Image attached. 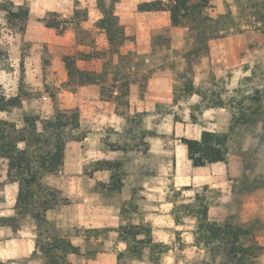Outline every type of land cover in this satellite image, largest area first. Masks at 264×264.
<instances>
[{"label": "rangeland", "instance_id": "obj_1", "mask_svg": "<svg viewBox=\"0 0 264 264\" xmlns=\"http://www.w3.org/2000/svg\"><path fill=\"white\" fill-rule=\"evenodd\" d=\"M149 1L155 0L115 3L124 40L114 46L97 26L101 15L95 0H25L29 16L23 32L9 30L0 11V96L20 100L19 107L0 112V119L21 128L25 116L46 118L54 111L77 109L75 135L95 136L92 150L83 146L80 154L72 147L79 141H69L58 173L45 177L57 203L46 220L50 226L40 231L81 244L82 258L67 255L66 264H150L146 253L139 260L119 255L125 247L115 230L141 221L152 227L154 241L167 246L160 264H222L212 261L208 248L195 239V220L185 206L202 202L211 221L250 227L260 246L259 261L263 246L258 238L264 232V209L257 202L259 190L264 197V0H210L202 19L177 28L170 26L166 12L136 10ZM78 15L79 25L71 23ZM46 20L70 24L59 34L45 26ZM81 53L94 56L77 60V66L101 75L102 93L99 85H67L62 56L79 58ZM152 70L171 72L178 109L167 103L146 104L140 112L131 108L130 85L141 96ZM186 84L197 96L183 93ZM125 90L127 96L121 97ZM218 102L229 121L226 178L233 181L211 186L205 172L194 170L189 177L195 180L188 184L186 165L178 171L175 167L177 140L213 130L211 111ZM241 111L247 121L237 124ZM97 161L115 164L112 173L120 191L109 190V171L105 182L95 180L92 165ZM16 191L0 159V218L8 224L0 225L1 238L23 239L32 247L26 255L14 251L9 259L0 258V264H43L40 254H33L36 223L14 210ZM83 214H104L105 225L83 223ZM92 229L98 232L88 233L85 246L84 230Z\"/></svg>", "mask_w": 264, "mask_h": 264}, {"label": "trees", "instance_id": "obj_2", "mask_svg": "<svg viewBox=\"0 0 264 264\" xmlns=\"http://www.w3.org/2000/svg\"><path fill=\"white\" fill-rule=\"evenodd\" d=\"M25 0H0V11L5 15L6 26L14 32H23L29 11ZM210 0H161L142 2L136 6L139 13L166 12L169 15L170 26L173 28L187 27L202 19L203 11ZM118 0H95V5L101 15L97 26L105 32L110 45L122 44L124 40L118 18L114 13V5ZM76 15V13H75ZM80 16L73 18L76 24ZM70 22L46 20L45 26L63 34ZM79 25V24H76ZM118 39V40H117ZM166 39H169L168 36ZM92 60L89 53L78 57L65 54L62 62L67 78V85H99L102 93L104 79L94 70L82 69L77 66V60ZM183 93L189 97L195 94L193 86L186 84ZM127 96V90L121 97ZM176 92L174 93V102ZM217 107H223L218 102ZM20 106L18 97L5 98L0 96V112ZM135 118V115L133 116ZM24 124L17 128L13 123L0 119V159L6 164L8 182L17 186L14 210L17 214L32 219L39 232L34 242L33 254L39 253L44 259L43 264H66L63 261L67 255L80 256L82 248L73 245L68 236L51 235L41 232V227L50 226L46 221V212L55 207L56 193L49 188L44 179L56 175L63 164L64 151L69 141H80L75 135L79 127V112L77 109L54 111L46 118L25 116ZM246 114L241 111L237 124L246 122ZM230 131V130H229ZM186 159L193 168L207 167L213 164H226L228 159V133H217L203 130L198 140L181 138ZM121 149V148H116ZM114 151H116L114 149ZM95 171H109V190L120 191L116 175L112 173L115 164L110 161H97L93 165ZM246 177V175H245ZM247 179V177H246ZM185 208L195 220V239L198 244L207 247L212 261L222 264H261L258 261L260 246L255 242L250 227L243 224H217L208 218V209L202 203L187 204ZM6 219L0 218V225H8ZM97 229L84 230V243L87 246L88 233H96ZM116 239L125 245L119 254L129 260H139L146 253L150 264H160L167 253V246L156 242L152 236V227L148 223L135 222L119 226ZM32 254V255H33Z\"/></svg>", "mask_w": 264, "mask_h": 264}, {"label": "crops", "instance_id": "obj_3", "mask_svg": "<svg viewBox=\"0 0 264 264\" xmlns=\"http://www.w3.org/2000/svg\"><path fill=\"white\" fill-rule=\"evenodd\" d=\"M173 78H171V72L167 71V70H152L150 75H149V79L147 80V86H146V90L143 91L142 95L140 96L138 94V96L134 95V91L136 94V89L137 86L136 85H130V93H129V104L131 106V108H135V111L140 112L143 111L145 109V105L153 103L155 104H162V103H167V104H171L173 109H178L179 105H181V102L178 101L177 96H176V101L174 102V93L176 92L173 88ZM198 93L195 92V95L197 96ZM140 96V98H139ZM191 96V95H190ZM194 96V95H193ZM183 104V103H182ZM217 109H212L213 111H211L212 115L215 114V127L213 130H207V131H214L217 133H227L228 132V128H229V121L227 120V114H226V110L224 107H216ZM114 116H116L114 114ZM213 117V116H212ZM214 118V117H213ZM172 119V117H171ZM179 125V122L175 123V128ZM177 129V128H176ZM203 130H199L197 131V133H195L194 136L191 137H186L188 139H195L198 140L200 138V134ZM95 136L94 135H88L83 137L78 144H74V148L77 147L76 151L80 154L79 151L82 150V147L85 146V148H87V150L91 151L92 150V142L94 141ZM177 143H179V145L176 146V151H175V167L176 170H181L183 168L184 165H186L185 167L188 169L187 172L184 173V175H186V177H184V179H187L188 184H190V180L194 181V177H192L190 179V173L191 171L194 170H199L202 172H205L206 175L204 176V180L206 181V183H210L211 186H220L225 184L226 182H232V179H227V170H226V164H213L207 167H201V168H192L191 164L189 163V161L186 159V154H185V149L183 147V145L181 144L180 140H177ZM65 152V151H64ZM65 155V154H64ZM77 157V153H75V155H73V159H76ZM180 172V171H179ZM180 174H183L180 172ZM188 176V177H187ZM94 178L95 180L99 181V182H105L107 179V174L105 171H95L94 172ZM194 183V182H193ZM80 193V192H78ZM80 195H82V192L80 193ZM259 195V199L257 200L258 204L260 205V207L262 209H264V197H262L263 195V191L258 192ZM74 207V206H73ZM78 207V206H75ZM80 210L83 211V206L80 205L79 206ZM91 208H94L93 206H91ZM52 210H48L46 212V220L50 219L49 217V213ZM98 211V210H97ZM106 215H86L83 214L82 218L83 219V223L86 224H96L98 227H100V225H105L104 221L106 220ZM96 226V227H97ZM1 232H0V258L1 261H5L7 259H9L10 257H12L13 252L15 251L16 254L18 255H26L30 252H32V247H30V245L27 244L24 245L23 239H17L16 241H10V240H6L3 241V239L1 238ZM259 242L261 244V246H263V255L261 257L260 263L264 264V232L263 235L261 237L258 238ZM84 242V239L82 240L81 243ZM71 243L73 244V241H71ZM74 245V244H73ZM77 246V245H76ZM78 247H82L81 244ZM125 247V245H124ZM125 249V248H124ZM74 258L76 257H80V256H74L71 255ZM71 264H76V263H71ZM78 264V263H77Z\"/></svg>", "mask_w": 264, "mask_h": 264}]
</instances>
